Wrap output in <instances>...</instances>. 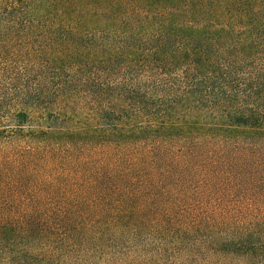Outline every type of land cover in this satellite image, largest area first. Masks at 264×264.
Segmentation results:
<instances>
[{
  "label": "trees",
  "instance_id": "1",
  "mask_svg": "<svg viewBox=\"0 0 264 264\" xmlns=\"http://www.w3.org/2000/svg\"><path fill=\"white\" fill-rule=\"evenodd\" d=\"M0 264H264V0H0Z\"/></svg>",
  "mask_w": 264,
  "mask_h": 264
},
{
  "label": "rangeland",
  "instance_id": "2",
  "mask_svg": "<svg viewBox=\"0 0 264 264\" xmlns=\"http://www.w3.org/2000/svg\"><path fill=\"white\" fill-rule=\"evenodd\" d=\"M10 75L5 73L4 76L0 77V96H8L10 92L9 88Z\"/></svg>",
  "mask_w": 264,
  "mask_h": 264
}]
</instances>
